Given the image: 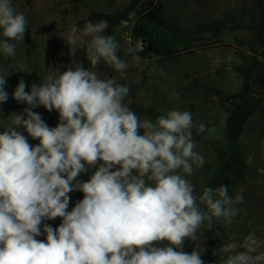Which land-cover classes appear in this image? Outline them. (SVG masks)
Masks as SVG:
<instances>
[{"label":"clouds","instance_id":"clouds-1","mask_svg":"<svg viewBox=\"0 0 264 264\" xmlns=\"http://www.w3.org/2000/svg\"><path fill=\"white\" fill-rule=\"evenodd\" d=\"M28 26L13 0H0L5 58L16 57ZM107 28L104 20L69 25L63 40L73 55L83 49L89 66L52 67L39 85L26 91L21 79L12 93L28 107L0 124V264H205V250L185 252V240L196 241L216 222L230 225L240 211L233 205L242 196L234 200L228 185L197 193L190 179L205 164L193 138V130L205 132L203 123L178 108L141 118L126 103L129 85L100 72L104 64L126 79L129 68ZM139 50L127 47L124 55ZM132 60L138 64L139 57ZM15 71L33 70L23 61L2 67L0 104ZM38 106L58 113L55 127L33 111ZM21 128L39 143L31 145ZM89 168L96 170L80 181ZM74 191L83 199L68 211ZM58 217L56 228L44 223ZM262 249L264 240L250 232L221 247L220 264H264Z\"/></svg>","mask_w":264,"mask_h":264},{"label":"rangeland","instance_id":"rangeland-1","mask_svg":"<svg viewBox=\"0 0 264 264\" xmlns=\"http://www.w3.org/2000/svg\"><path fill=\"white\" fill-rule=\"evenodd\" d=\"M242 1L244 8L241 23L247 26L246 29L234 33L223 30L217 31L214 36L189 38L194 32L173 31L146 20L140 11L147 1L140 0L134 10L132 21L122 19L120 25L113 30V34L122 45L120 55L129 63L127 78H119L118 73L104 64H101L99 69L109 78L116 77L120 84L129 85L130 93L126 103L130 108L135 104L153 108L162 114L178 108L191 112L195 122L205 125L206 130L203 133L197 134L193 130V135L198 138L194 139L197 142L196 151L205 158L204 166L190 177L197 193L205 186L215 188L225 184L228 185V193L234 200L237 196H242V201L233 205L240 211L230 225H225L222 221L216 222L211 231L202 229L197 234L196 241L185 240L183 245L185 252L191 253L193 248L198 246L205 250L201 257L205 264H220L221 258L225 255L220 251L221 247L233 241L242 242L250 232L254 231L264 240V168L258 164V158L254 156L264 132V118H254L252 112L243 115L237 108H232L235 101L225 96L230 95L232 91L243 90L238 72L237 77L234 76L235 68L240 64L239 60L233 63L227 61L230 49L224 47L210 50L200 49L201 46H198L210 43L212 39L224 43L233 41L239 45L235 48V56L241 58L245 56L247 50L260 49L257 38L261 45H264V0H259L262 1L263 19L256 6L258 0ZM131 2L132 0H13L17 11L23 12L28 18L29 26L23 42H16L15 58H5L0 53V70L3 66L23 61L33 71L31 73L15 71L6 78L5 90L9 98L1 105L0 124L7 122V116L2 117V114H6L7 110L13 107L12 93L21 79L28 85L26 88L28 91L33 82L39 85L40 79L52 71V67L64 70L70 64L75 67L80 61L85 67L89 66L83 49H78L76 55H73L63 40L69 25L75 24L83 28L89 22L88 16L92 11L112 14L124 10ZM165 2V13L169 19L187 18L182 13L176 15V10L179 9L177 0ZM203 3L202 1L201 4ZM213 11L215 7L210 4V19L215 13ZM202 16L200 13L192 15V18L201 19ZM137 23H141L151 37L140 34L133 37L132 29ZM140 38L148 42V46L150 41H153L154 50L150 51L147 46L145 52H136L125 57L124 50L127 47H136L135 44ZM184 48L193 52L185 54L181 52ZM260 54L264 55V52ZM132 55L139 57L138 64L132 60ZM214 68L220 71L216 76L210 73ZM159 69L163 70L164 75L160 74ZM172 93L177 94L175 98ZM221 97H227L229 101L227 102L228 99L220 101L218 98ZM238 104L241 103L236 101L237 107ZM14 106L19 107L9 114L20 113L28 107L27 104L18 102H15ZM33 111L41 114L49 127L57 125L58 113L55 110L48 112L43 106H38ZM3 130L0 128V132ZM20 131L31 145L39 143L28 136L22 128ZM95 170L89 168L88 171L81 173L78 179L85 181L81 176L90 178ZM69 195L71 200L68 211H71L75 202L83 199V193L74 191ZM44 223L56 228L61 223V218ZM37 239L44 240L45 237L42 235Z\"/></svg>","mask_w":264,"mask_h":264},{"label":"crops","instance_id":"crops-1","mask_svg":"<svg viewBox=\"0 0 264 264\" xmlns=\"http://www.w3.org/2000/svg\"><path fill=\"white\" fill-rule=\"evenodd\" d=\"M148 1V0H146ZM204 2L201 4V2ZM162 5V13L168 19L177 23L183 29H190L197 26H202L201 29L195 30L193 36L190 37H209L210 35H216L217 31H227L229 33H234L246 29V25L241 23V13L244 8L242 0H177L176 15L183 14L186 19L179 20L178 18L169 19L168 14L165 13L166 2L165 0H160ZM259 0L256 2L258 7ZM210 4L215 7V12L213 17L210 19ZM259 9V8H258ZM168 13V12H167ZM202 13L201 19H194L192 15ZM170 14V13H169ZM192 19H188V18ZM210 23L214 24V28L210 31ZM214 38V37H213ZM259 43V48L257 51L264 52V45H261V41L257 38ZM208 45L210 50L221 49L228 47L231 52L227 54V61L230 63L237 62L239 60V65L235 68L234 76L240 78L243 86L241 92L232 91L230 95H225L231 100L235 101L232 105L233 109H238L241 113L248 114V112L253 113L254 118L263 117L264 118V55L258 53L257 51H248L243 57L235 56L238 44L232 42H219L210 41V43H203L198 46ZM200 47V48H201ZM188 50L187 48L182 49L181 52ZM220 71L214 68L210 71L213 76H216ZM236 101L241 104L236 105ZM258 158V164L264 168V132L260 139V146L254 155ZM261 171V170H260Z\"/></svg>","mask_w":264,"mask_h":264},{"label":"trees","instance_id":"trees-1","mask_svg":"<svg viewBox=\"0 0 264 264\" xmlns=\"http://www.w3.org/2000/svg\"><path fill=\"white\" fill-rule=\"evenodd\" d=\"M140 0H132V2L129 4V6L127 8H125L124 10H119L116 11L112 14H105L102 12H96V11H92L89 16H88V21H92V22H97L100 20H104L108 22V28L106 29V33L107 34H113V30L114 28H116L117 26L120 25L123 16L125 15V13L130 12L131 10H135L136 7L138 6ZM261 5H262V1L259 2L258 4V8L260 11V17L261 19H263V15L261 12ZM142 12V16L148 20V21H152L154 23H156L158 26L164 27V28H168L171 29L173 31H179V32H193L195 30H199L202 28V26H197L195 28H193V31H189L188 29H183L182 27H180L177 23L168 20L162 13V5L160 0H148L146 2V4L144 5V8L140 11V13ZM214 28V24L210 23V31H212V29ZM138 34H140L141 36L144 37H151L150 33L142 26L141 23H137L133 26L132 29V36L136 37ZM154 42L150 41V45L148 46L149 50L152 51L154 50ZM210 46L205 45L203 47H201L200 49H207L210 48ZM185 52V54L191 53L193 51H189V50H185L183 51ZM181 53V52H179ZM177 53V54H179ZM7 91V90H6ZM220 101H225L226 99H228L227 97L225 98H218ZM229 101V99L227 100V102ZM15 100L13 103V107L10 108L9 110H7L6 114H2V117H6L7 115H9V113L13 110L18 108L19 106H14L15 105ZM0 104V108H1ZM131 109L136 112L140 117L142 116H150L153 119H155L157 116L162 115V113L156 111L153 108L150 107H142V106H137L135 104L132 105ZM194 139H198L197 136L193 135ZM82 179H84L85 181H87L89 179L88 176H81Z\"/></svg>","mask_w":264,"mask_h":264},{"label":"built area","instance_id":"built-area-1","mask_svg":"<svg viewBox=\"0 0 264 264\" xmlns=\"http://www.w3.org/2000/svg\"><path fill=\"white\" fill-rule=\"evenodd\" d=\"M137 44L140 45V50L138 51V53H143V52L146 51L147 46H148V42H146V41H144L143 39L140 38V39L137 41V43L135 44V46H136Z\"/></svg>","mask_w":264,"mask_h":264},{"label":"water","instance_id":"water-1","mask_svg":"<svg viewBox=\"0 0 264 264\" xmlns=\"http://www.w3.org/2000/svg\"><path fill=\"white\" fill-rule=\"evenodd\" d=\"M133 15H134V10H131L130 12H128L127 14L123 16V19L130 22L132 21Z\"/></svg>","mask_w":264,"mask_h":264}]
</instances>
